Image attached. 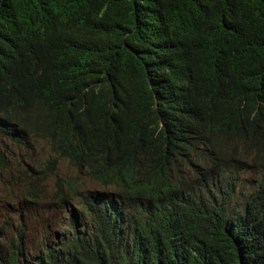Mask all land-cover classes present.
Instances as JSON below:
<instances>
[{
  "label": "trees",
  "instance_id": "16d2710c",
  "mask_svg": "<svg viewBox=\"0 0 264 264\" xmlns=\"http://www.w3.org/2000/svg\"><path fill=\"white\" fill-rule=\"evenodd\" d=\"M34 155L101 187L0 264H264V0H0V171Z\"/></svg>",
  "mask_w": 264,
  "mask_h": 264
},
{
  "label": "rangeland",
  "instance_id": "374dc122",
  "mask_svg": "<svg viewBox=\"0 0 264 264\" xmlns=\"http://www.w3.org/2000/svg\"><path fill=\"white\" fill-rule=\"evenodd\" d=\"M35 150L45 157L54 158L46 146L36 147ZM21 151L23 152V150ZM14 152L17 154L18 151ZM22 163L25 167L33 168L24 170V166H21L12 172L0 171V221L11 218L14 227L23 223L27 230L32 231L28 235V239L34 241L43 234L44 230L40 231L42 221L48 220L47 222H51L53 225L48 239L56 241L53 232L68 227V217L60 210L59 201L53 197L57 178L65 180L76 177L81 190H92L101 186L93 180L82 179L83 176L63 159H57L55 171L45 169L44 162L37 156H34L33 160L22 159ZM32 184L44 186L46 189L45 200L28 201L24 199L26 189ZM17 210L18 213L22 210L19 219V214H16Z\"/></svg>",
  "mask_w": 264,
  "mask_h": 264
},
{
  "label": "clouds",
  "instance_id": "9594fccd",
  "mask_svg": "<svg viewBox=\"0 0 264 264\" xmlns=\"http://www.w3.org/2000/svg\"><path fill=\"white\" fill-rule=\"evenodd\" d=\"M97 189H100V188H97ZM92 190H96V189H92ZM92 190H81V192H84V191H92ZM60 207H61V205H60ZM60 210H61V208H60ZM21 211H22V210L19 211V214H20ZM62 212H64V214H66L67 217H68V220H67V221H68V223H67L68 227H67V228H63V229H61V230H59V231L56 230V232L63 231L64 229H70V226H69L70 219H69V216H68V212L65 211V210H63ZM47 221H48V220H43L42 223L46 222V223L49 224V226L52 227L53 225L51 224V222H47ZM42 223H41V226H42ZM40 231H42V230L40 229ZM40 231H39V232H40ZM31 232H32V231H31Z\"/></svg>",
  "mask_w": 264,
  "mask_h": 264
},
{
  "label": "bare ground",
  "instance_id": "6f19581e",
  "mask_svg": "<svg viewBox=\"0 0 264 264\" xmlns=\"http://www.w3.org/2000/svg\"><path fill=\"white\" fill-rule=\"evenodd\" d=\"M23 139H24V138H23ZM33 144H34V143H33ZM25 148H26V147H25ZM14 149H15V148H14ZM14 153H15V152H14ZM19 154H20V153H19ZM20 155H21V154H20ZM26 156H27V155H26ZM34 156H36V155H34ZM28 158H29V157H28ZM28 158H27V159H28ZM23 159H24V158H23ZM25 160H26V159H25ZM26 162H27V161H26ZM71 227H72V226H71Z\"/></svg>",
  "mask_w": 264,
  "mask_h": 264
}]
</instances>
